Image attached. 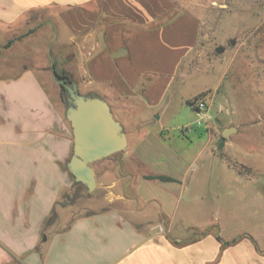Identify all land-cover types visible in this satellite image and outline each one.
I'll return each mask as SVG.
<instances>
[{
	"label": "crops",
	"instance_id": "0c3cea01",
	"mask_svg": "<svg viewBox=\"0 0 264 264\" xmlns=\"http://www.w3.org/2000/svg\"><path fill=\"white\" fill-rule=\"evenodd\" d=\"M201 30L179 0H0V264H264L255 247L237 250L239 241L175 231L161 205L160 219L127 195L129 174L110 183L104 176L110 194L101 208L74 215L63 204L75 183L72 133L37 75L47 64L25 47L41 40L52 65L80 94L103 99L124 131L129 109L167 106L196 59Z\"/></svg>",
	"mask_w": 264,
	"mask_h": 264
},
{
	"label": "rangeland",
	"instance_id": "374dc122",
	"mask_svg": "<svg viewBox=\"0 0 264 264\" xmlns=\"http://www.w3.org/2000/svg\"><path fill=\"white\" fill-rule=\"evenodd\" d=\"M179 2L202 21L191 69L174 82L165 108L154 112L139 104L124 114L127 149L93 163L96 189L74 185L64 207L74 215L101 208L110 194L104 176L110 183L129 174L127 195L139 196L160 219L161 205L175 231L195 227L264 255V0ZM25 49L47 64V74L37 75L64 114L66 95L53 79L49 49L44 52L41 40ZM200 94L206 102L201 118L188 104ZM229 127L237 132L223 138ZM135 158L143 166L129 162ZM142 175L185 183H150Z\"/></svg>",
	"mask_w": 264,
	"mask_h": 264
},
{
	"label": "water",
	"instance_id": "95a60500",
	"mask_svg": "<svg viewBox=\"0 0 264 264\" xmlns=\"http://www.w3.org/2000/svg\"><path fill=\"white\" fill-rule=\"evenodd\" d=\"M216 52L221 54L223 49L218 48ZM51 72L54 81L66 91L64 118L70 126L73 140L67 170L76 184L92 193L97 183L91 165L126 150V135L103 99L82 95L76 84L68 85L58 80L53 65ZM235 132L236 128H225L222 137L228 138Z\"/></svg>",
	"mask_w": 264,
	"mask_h": 264
},
{
	"label": "trees",
	"instance_id": "16d2710c",
	"mask_svg": "<svg viewBox=\"0 0 264 264\" xmlns=\"http://www.w3.org/2000/svg\"><path fill=\"white\" fill-rule=\"evenodd\" d=\"M29 33H32V31H30ZM12 43V41H9L8 42V45L9 44H11ZM53 67H54V69H55V74H56V78L58 79V80H60V81H64L65 83H67L68 85H70V84H72L73 82H72V80H71V78L69 77V75L64 71V70H62V69H59L58 67H57V65H56V63H53ZM62 89H64L63 87H61ZM203 95H197L193 100H197L198 98H200V97H202ZM188 104L189 105H191L192 106V104H193V102L192 101H188ZM160 180H162V181H170V179H168V178H160ZM74 185L75 186H77V184L76 183H74ZM217 239L219 240V241H221V238L219 237V236H217ZM236 242V240H234V241H232L231 243L230 242H224V245L225 246H227V245H230V244H233V243H235Z\"/></svg>",
	"mask_w": 264,
	"mask_h": 264
},
{
	"label": "built area",
	"instance_id": "2783aa9c",
	"mask_svg": "<svg viewBox=\"0 0 264 264\" xmlns=\"http://www.w3.org/2000/svg\"><path fill=\"white\" fill-rule=\"evenodd\" d=\"M192 102L194 111L199 116V118H201L202 114L206 111V102L204 101L203 97H200L197 100H192ZM200 124L201 122L198 123V125Z\"/></svg>",
	"mask_w": 264,
	"mask_h": 264
},
{
	"label": "flooded vegetation",
	"instance_id": "af4514ba",
	"mask_svg": "<svg viewBox=\"0 0 264 264\" xmlns=\"http://www.w3.org/2000/svg\"><path fill=\"white\" fill-rule=\"evenodd\" d=\"M62 89V88H61ZM62 91L65 93V95H66V91L64 90V89H62Z\"/></svg>",
	"mask_w": 264,
	"mask_h": 264
}]
</instances>
